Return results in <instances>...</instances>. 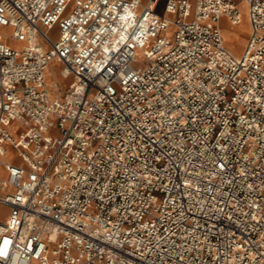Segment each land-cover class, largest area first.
<instances>
[{"label":"built area","instance_id":"built-area-1","mask_svg":"<svg viewBox=\"0 0 264 264\" xmlns=\"http://www.w3.org/2000/svg\"><path fill=\"white\" fill-rule=\"evenodd\" d=\"M159 1L0 0V264H264V0Z\"/></svg>","mask_w":264,"mask_h":264},{"label":"bare ground","instance_id":"bare-ground-1","mask_svg":"<svg viewBox=\"0 0 264 264\" xmlns=\"http://www.w3.org/2000/svg\"><path fill=\"white\" fill-rule=\"evenodd\" d=\"M237 8H238V10L240 12V24L237 25V26L225 25L221 29V34H222V38H223V45L229 52H231L234 55L237 54V52H239L241 50V47H242L239 37H241V36L245 37L246 33L249 32V26H248V22H247V19H246V5H245V3L243 1H240L237 4ZM226 29H229V30H226ZM223 31L227 35L236 33L237 40L230 38L231 41L227 42V37L224 35ZM13 46L19 47V44H13ZM50 65H52L51 67L53 68V71H54L55 75L57 76V80L56 79H52V78L50 80L47 79L46 74H47V70H48ZM49 66H47V69H46V72H45L46 83H47V87L49 89H51L52 94L56 95L52 89L53 88H55V89L58 88L57 86H59L61 88V85H62L61 84V81H62L61 77L68 78V76L67 77L65 76V74H66L65 71L63 70V68L61 67V65L57 61H52L49 64ZM50 85H52L53 87L51 88ZM33 264H36V263H33Z\"/></svg>","mask_w":264,"mask_h":264},{"label":"rangeland","instance_id":"rangeland-1","mask_svg":"<svg viewBox=\"0 0 264 264\" xmlns=\"http://www.w3.org/2000/svg\"><path fill=\"white\" fill-rule=\"evenodd\" d=\"M162 4H163V1L162 0H160L159 1V3H158V5H157V7H156V11L158 12V13H161L162 12ZM246 19H247V15H246ZM247 22H248V20H247ZM244 25V24H243ZM223 33H224V35L227 37V42L228 41H231V39L230 38H232V39H235V40H237V35H236V33H234V34H230V35H227L224 31H223ZM229 37V38H228ZM234 37V38H233ZM246 37H247V33H246V35H245V37L244 36H241V37H239V39H240V41H241V46L243 47V45H244V43H245V40H246ZM242 47H241V50H242ZM240 50V51H241ZM239 51V52H240ZM239 52H237V54L239 53ZM237 54H235V55H237ZM52 65H50L49 66V68H48V70H47V74H46V76H47V79H56L57 80V76L55 75V73H54V71H53V68L51 67ZM58 75V74H57ZM60 77V76H59ZM62 78V81H61V88L59 87V86H57L58 88H53L52 90L54 91V93L56 94V95H54V96H56V97H60V96H63L64 94H65V92H66V90L68 89V85L71 83V81H72V78L71 77H68V78H63V77H61ZM51 86V88L53 87L52 85H50ZM63 87V88H62Z\"/></svg>","mask_w":264,"mask_h":264},{"label":"crops","instance_id":"crops-1","mask_svg":"<svg viewBox=\"0 0 264 264\" xmlns=\"http://www.w3.org/2000/svg\"><path fill=\"white\" fill-rule=\"evenodd\" d=\"M226 30H229V29H226ZM237 37V36H236ZM242 51V50H241ZM241 51L237 54V55H239L240 53H241Z\"/></svg>","mask_w":264,"mask_h":264}]
</instances>
